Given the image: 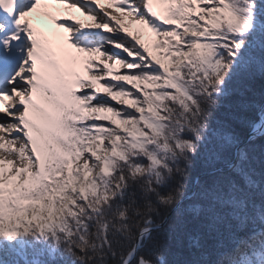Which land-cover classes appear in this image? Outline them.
I'll return each mask as SVG.
<instances>
[{"label":"snow or ice","instance_id":"6c2138e0","mask_svg":"<svg viewBox=\"0 0 264 264\" xmlns=\"http://www.w3.org/2000/svg\"><path fill=\"white\" fill-rule=\"evenodd\" d=\"M0 264H264V0H0Z\"/></svg>","mask_w":264,"mask_h":264},{"label":"trees","instance_id":"16d2710c","mask_svg":"<svg viewBox=\"0 0 264 264\" xmlns=\"http://www.w3.org/2000/svg\"><path fill=\"white\" fill-rule=\"evenodd\" d=\"M257 91L259 92V90L261 89V85L260 84H257Z\"/></svg>","mask_w":264,"mask_h":264},{"label":"bare ground","instance_id":"6f19581e","mask_svg":"<svg viewBox=\"0 0 264 264\" xmlns=\"http://www.w3.org/2000/svg\"><path fill=\"white\" fill-rule=\"evenodd\" d=\"M260 91V90H259Z\"/></svg>","mask_w":264,"mask_h":264}]
</instances>
